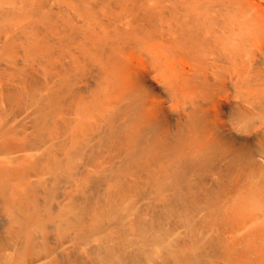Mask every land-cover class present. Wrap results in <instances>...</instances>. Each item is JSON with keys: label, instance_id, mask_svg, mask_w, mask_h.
I'll return each instance as SVG.
<instances>
[{"label": "bare ground", "instance_id": "obj_1", "mask_svg": "<svg viewBox=\"0 0 264 264\" xmlns=\"http://www.w3.org/2000/svg\"><path fill=\"white\" fill-rule=\"evenodd\" d=\"M121 237L128 264H264V0H0V264Z\"/></svg>", "mask_w": 264, "mask_h": 264}, {"label": "rangeland", "instance_id": "obj_2", "mask_svg": "<svg viewBox=\"0 0 264 264\" xmlns=\"http://www.w3.org/2000/svg\"><path fill=\"white\" fill-rule=\"evenodd\" d=\"M115 170H117V172H123V168L122 167H117V168H115ZM114 183H115V181H110L109 183H107V182H105L103 180H96L94 182V184H93L92 192H96V194L99 193V195H103L104 189L107 188L108 185L114 186ZM143 193H142V197H141L140 203H144V202H146L145 200H147V198H144L145 191ZM142 199H143L144 202L142 201ZM129 201L130 200H128L125 203H119V202H117L115 204V206H113V209L112 210L114 212V214H113L114 217L118 214V212H127V211H133V212H135V209H130V208H132V205H134L133 202H132V200L130 202ZM146 208H147V210H146ZM151 208H152L151 206L150 207H147L146 205L143 204V212L144 213H145V211H151ZM178 209H179V211H178ZM185 209L187 210V208H184V206H180V207H178L176 209H173V211L175 212L174 213L175 214L174 215L175 216L174 217L175 221H177L178 223H180V220L185 221L186 224L183 227H186V225L191 224L193 222V215H192L191 210H189L187 212ZM178 212H180V214ZM183 215H185V216H183ZM156 216H157V218L159 220L162 218L160 212H157V215ZM206 220L208 221L209 219H206ZM206 220L204 221L203 224H206L207 223ZM181 230H182V228L179 227L178 229H176V231H177L176 233H178ZM121 240H122V243L119 244V243L116 242L114 244V247H113L112 251H111V253H112V257L111 258H113L112 259V263L113 264H128L129 259L132 257V253H131L132 251L131 250L133 248H135L137 252H140L139 251V248H138L139 245L133 244L128 239V237L127 238L121 237ZM121 244H122V246H121ZM135 246H137V247H135ZM69 262L70 263H68V261H66L65 264H77V263H79V264H99L100 263V260L97 259L96 254H94V253L91 254V255H85V254H82V252H81L80 255H77V256L73 257L72 260L69 261Z\"/></svg>", "mask_w": 264, "mask_h": 264}]
</instances>
